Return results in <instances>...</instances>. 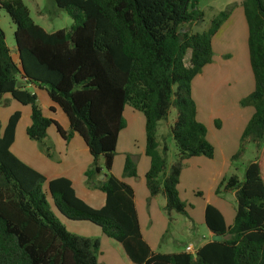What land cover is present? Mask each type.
<instances>
[{
  "label": "trees",
  "instance_id": "trees-1",
  "mask_svg": "<svg viewBox=\"0 0 264 264\" xmlns=\"http://www.w3.org/2000/svg\"><path fill=\"white\" fill-rule=\"evenodd\" d=\"M198 1L54 0L73 22L69 29L47 31L33 21L22 0H0L15 24L16 54L15 59L0 28V105L8 104L9 98H3L8 94L30 106L26 135L48 157H53L46 133L50 125L65 141L80 135L92 157L84 182L105 194L104 204L94 208L76 195L68 178L47 180L18 159L10 146L20 112H12L3 128L0 124V264H98L99 239L67 231L51 212L48 196L65 218L98 226L134 264H264V159L259 152L264 140V0H241L254 88L239 105L253 112L234 155L252 142L261 158L246 165L242 180L231 174L216 188L234 193L230 226L216 207H204L205 226L222 239L208 240L194 252L151 250L140 230L133 188L111 171L118 134L126 125L123 109L129 105L144 116L149 196L162 194L167 212L187 213L177 190L184 161L214 153L206 127L196 119L191 80L211 62V38L230 15V9L220 11L202 32L183 30L203 20ZM19 79L45 87L67 116L68 130L43 115L35 93L17 86ZM171 108L176 115L169 132L177 154L167 167L168 148L166 143L159 148L156 131ZM122 176L137 177L129 154Z\"/></svg>",
  "mask_w": 264,
  "mask_h": 264
},
{
  "label": "crops",
  "instance_id": "crops-1",
  "mask_svg": "<svg viewBox=\"0 0 264 264\" xmlns=\"http://www.w3.org/2000/svg\"><path fill=\"white\" fill-rule=\"evenodd\" d=\"M228 19H230V16L211 38L212 53L216 54L215 57L217 56V59L212 54L211 62L204 65L201 72L191 80V97L195 102L196 119L206 127V139L212 122L219 130H222V127L227 123L230 127H234L232 133L227 134L223 145V147H231V151L232 147L238 146L240 134L253 112V108L245 109L248 106H240L239 100L253 90L254 81L249 64L248 51L245 52L244 49L246 45L247 50V27L245 25L243 37L241 35L242 22L239 21V24H237L234 21L228 22ZM231 50L234 52L236 50L240 51L239 54H233ZM19 80L22 81L21 85L25 89L35 93L43 115L54 119L63 130H68L69 121L67 116L59 105L50 99L45 87L25 83L23 79ZM4 98H9L8 106H12L13 103H16V106L13 110L6 111L4 114L1 112L2 110L0 111L2 128L12 112L16 110L20 112V117L15 127L14 140L10 146L11 152L22 162L41 173L47 180L56 177L68 178L79 198L94 208L101 207L105 202V194L98 189L88 187L84 182V171L90 164L92 157L81 136L74 133L68 141H65L57 132L56 127L50 125L46 133L48 141L53 146V157H48L41 151L38 143L26 135L25 130L30 124V106L20 104L16 100L11 99L8 94L4 95ZM4 107L0 105V109ZM123 116L126 125L119 131L115 149L126 152L135 160L137 177L122 176L123 159L120 167H118V161L115 164V159H113L112 173L133 188L134 202L142 236L151 250L159 252L152 245L153 239L149 238V235L147 237L142 228V202L148 200V204H152V197L149 196L144 177L149 168V157L144 152V116L141 112H133L130 107L128 108V105L124 106ZM122 132L125 133L123 137ZM207 140L213 145L209 139ZM222 152L224 151L222 150ZM181 174L182 171H180L179 180ZM137 181L139 182L137 183ZM47 198L50 199L49 196ZM217 209L221 212L225 225L228 226L222 211L219 208ZM147 211L150 222L154 221L155 214L152 206H149ZM211 234L208 230V240H210ZM98 239L99 245H101L102 240L101 238ZM208 240L204 241V243ZM118 245L116 250L120 261L123 264H134L126 256L121 245L119 243ZM187 245L192 244L188 243L185 247Z\"/></svg>",
  "mask_w": 264,
  "mask_h": 264
},
{
  "label": "rangeland",
  "instance_id": "rangeland-1",
  "mask_svg": "<svg viewBox=\"0 0 264 264\" xmlns=\"http://www.w3.org/2000/svg\"><path fill=\"white\" fill-rule=\"evenodd\" d=\"M29 10V14L33 21L41 25L47 31H54L57 29H69L72 24V18L65 10L58 8L54 0H22ZM197 8L203 14V20L196 23L189 28H183L189 32L205 31L210 24L211 19L220 11L230 9V19L228 22H242V36L244 37L245 19L241 7V0H199ZM0 28L4 32L5 41L16 59L14 30L15 24L11 21L4 9L0 8ZM241 30V29H240ZM239 34V31H238ZM245 52L246 45L244 46ZM232 51V50H231ZM240 50L233 54H239ZM242 51H244L242 49ZM216 54H213L215 57ZM189 52H187L184 62L188 64ZM217 59V56L215 57ZM4 98V97H3ZM16 106L5 105L0 111H11ZM133 112H140L138 110ZM252 109L248 106L245 109ZM142 114V113H141ZM176 115L174 108H171L167 118L162 119L157 124L156 138L159 142V148L162 143L167 145L166 161L167 167L176 159L177 148L169 132V125L172 123ZM1 124V123H0ZM211 129H208L207 139L213 143L214 153L211 158L195 156L189 157L184 161L182 174L177 185L178 194L181 200L186 203V214H180L174 210L167 212L164 209L165 199L162 194L152 197V204L149 205L148 200H144L142 206V228L144 234L152 238V245L159 252H179L183 251L186 244L191 243L194 248L199 247L204 241L208 240V229L204 224V207L206 204H211L219 208L226 220V224L230 226L233 222L235 213L236 201L232 191L216 192L219 182L223 178H228L231 174L237 175L239 180L243 179L246 165L255 158L262 157L264 159V140L260 148V156L256 150L254 143L249 142L245 145L243 152L236 155L238 146H225L227 134H231L234 127L225 124L222 130L217 129V126L212 122ZM2 128V127H1ZM125 133L122 132V137ZM220 140V141H218ZM237 145V144H236ZM222 150L224 152H222ZM230 151V152H229ZM126 152L117 151L115 149L114 159L115 164L118 161L120 167L121 161L125 159ZM201 158V159H199ZM101 165V160L98 161ZM123 166V165H122ZM112 171V170H111ZM139 181H137L138 183ZM44 188L46 186L43 185ZM49 208L56 219L65 226L67 231L75 233L80 236H89L101 238L102 243L99 245V252L97 253L98 264H123L119 259V254L116 247L119 246L117 242L112 241L101 233L100 228L89 221H74L66 219L53 206L50 199L47 198ZM152 206L154 211V221L150 222L148 215V207ZM227 226V225H226ZM148 237V236H147ZM107 240V241H106ZM120 248V247H118ZM114 261V262H112ZM112 262V263H111ZM116 262V263H115Z\"/></svg>",
  "mask_w": 264,
  "mask_h": 264
},
{
  "label": "water",
  "instance_id": "water-1",
  "mask_svg": "<svg viewBox=\"0 0 264 264\" xmlns=\"http://www.w3.org/2000/svg\"><path fill=\"white\" fill-rule=\"evenodd\" d=\"M21 70H22V69H21ZM21 83H22L21 80L17 81V86H20ZM98 178L102 180V179L104 178V175L101 174ZM221 239H222L221 235L211 234V236H210V240H211V241H220Z\"/></svg>",
  "mask_w": 264,
  "mask_h": 264
},
{
  "label": "built area",
  "instance_id": "built-area-1",
  "mask_svg": "<svg viewBox=\"0 0 264 264\" xmlns=\"http://www.w3.org/2000/svg\"><path fill=\"white\" fill-rule=\"evenodd\" d=\"M185 250L188 251V252H194V248H193L192 245H187V246L185 247Z\"/></svg>",
  "mask_w": 264,
  "mask_h": 264
}]
</instances>
